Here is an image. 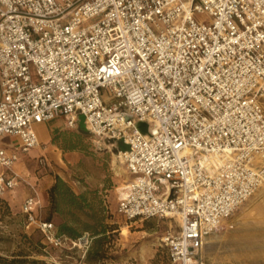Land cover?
Here are the masks:
<instances>
[{
  "label": "built area",
  "instance_id": "built-area-1",
  "mask_svg": "<svg viewBox=\"0 0 264 264\" xmlns=\"http://www.w3.org/2000/svg\"><path fill=\"white\" fill-rule=\"evenodd\" d=\"M0 92V198L27 185L26 227L53 247L68 241L15 167L61 117L130 145L118 212L174 222L171 264H202L206 237L264 189V0H0Z\"/></svg>",
  "mask_w": 264,
  "mask_h": 264
},
{
  "label": "rangeland",
  "instance_id": "rangeland-1",
  "mask_svg": "<svg viewBox=\"0 0 264 264\" xmlns=\"http://www.w3.org/2000/svg\"><path fill=\"white\" fill-rule=\"evenodd\" d=\"M48 125L52 128L51 138L41 145L44 152L41 157L46 165L41 166L37 157L32 161V168L54 181L56 176L62 177L77 193L95 191L104 201L106 223L117 225L119 230L108 238L101 264H171L162 241L167 232H178L174 222L161 219L130 222L118 212L119 199L130 180L128 172H122L127 169L118 150L120 142L99 139L79 125L70 128L63 117ZM24 155L27 154L21 160ZM49 189L39 213L41 220L47 217ZM18 194L17 188L5 197L10 212L0 216L1 255L26 254L49 264H89L87 252L91 243H84L86 239L77 246L70 242L63 247L49 245L42 252L44 256H39L34 243L41 236L35 230L36 225L26 227L22 198ZM124 228L129 230L128 235H123ZM206 241L202 264H264V189L257 191L218 230L211 232Z\"/></svg>",
  "mask_w": 264,
  "mask_h": 264
},
{
  "label": "trees",
  "instance_id": "trees-1",
  "mask_svg": "<svg viewBox=\"0 0 264 264\" xmlns=\"http://www.w3.org/2000/svg\"><path fill=\"white\" fill-rule=\"evenodd\" d=\"M48 197L49 208L44 221L54 223L58 236L67 239L70 243L84 241L85 239L90 241L87 261L89 264H101L106 255L105 247L108 238L118 233L119 230L117 225L106 223L104 201L95 191L77 193L60 176H56L54 184L48 191ZM9 212L6 199L0 198V216ZM35 230L41 236L37 243H34L38 249L37 254L44 256L42 252L49 246V243L37 227ZM0 264L49 263L44 259L30 258L26 254L11 257L0 254Z\"/></svg>",
  "mask_w": 264,
  "mask_h": 264
},
{
  "label": "crops",
  "instance_id": "crops-1",
  "mask_svg": "<svg viewBox=\"0 0 264 264\" xmlns=\"http://www.w3.org/2000/svg\"><path fill=\"white\" fill-rule=\"evenodd\" d=\"M0 97H1V92H0ZM36 129H37V132L39 135L41 145L46 144L51 138V132H52L51 126L48 125V123H43V124L37 125ZM41 138H42V140H41ZM1 144L5 148H7L9 150H13V149L18 148L20 146V139L18 137H15V136H5L1 140ZM41 145H40V147L33 149V150L29 151L28 153H21L20 154V160L17 163L15 170L17 171L18 174L25 177L31 183H33L37 186V188L39 190L40 199L42 202V208H43V206L45 205L44 202H46L45 201L46 200V198H45L46 191L53 185V183L55 181L53 178H50V176L42 177L41 171L39 173H36L37 169L35 168L33 170V168H32V165H33L32 161L34 159H36L37 157L41 158V156L44 153L42 151ZM23 154H27V155H24L23 159L21 160ZM18 191H20V194H18L19 195L18 197L22 198V204H21V211H22V206L24 204V201L31 194V191H30L29 187L25 184H22L18 188ZM11 195H13V194H11ZM10 197H12V196H10ZM6 199H7V197H6ZM10 199H13V197ZM14 199H15V196H14ZM171 228H172V225H171ZM207 237L205 239V244L207 243V241H206Z\"/></svg>",
  "mask_w": 264,
  "mask_h": 264
},
{
  "label": "water",
  "instance_id": "water-1",
  "mask_svg": "<svg viewBox=\"0 0 264 264\" xmlns=\"http://www.w3.org/2000/svg\"><path fill=\"white\" fill-rule=\"evenodd\" d=\"M127 119H131V117L128 116ZM78 125H79V127L81 129L87 130L86 124H85V116L84 115H79L78 116ZM136 128H137V130H139L140 133L147 134L148 133V129H149V125H148L147 122H139L136 125ZM118 150L120 152H126V151L130 150V145L125 143V142H123V141H120V144L118 146Z\"/></svg>",
  "mask_w": 264,
  "mask_h": 264
},
{
  "label": "bare ground",
  "instance_id": "bare-ground-1",
  "mask_svg": "<svg viewBox=\"0 0 264 264\" xmlns=\"http://www.w3.org/2000/svg\"><path fill=\"white\" fill-rule=\"evenodd\" d=\"M122 172H127V170L122 169ZM128 178H130V177L128 176ZM128 234H129V230L127 228H124L123 229V235H128Z\"/></svg>",
  "mask_w": 264,
  "mask_h": 264
}]
</instances>
